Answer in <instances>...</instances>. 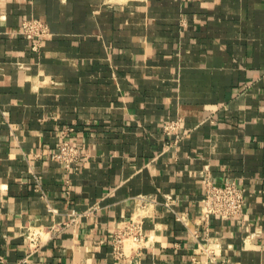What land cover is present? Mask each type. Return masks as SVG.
I'll return each instance as SVG.
<instances>
[{"label": "crops", "instance_id": "1", "mask_svg": "<svg viewBox=\"0 0 264 264\" xmlns=\"http://www.w3.org/2000/svg\"><path fill=\"white\" fill-rule=\"evenodd\" d=\"M207 179L240 216H201ZM0 264H264V0H0Z\"/></svg>", "mask_w": 264, "mask_h": 264}, {"label": "built area", "instance_id": "2", "mask_svg": "<svg viewBox=\"0 0 264 264\" xmlns=\"http://www.w3.org/2000/svg\"><path fill=\"white\" fill-rule=\"evenodd\" d=\"M20 33L31 41V49L37 50L48 34L47 25L39 19H24L20 25ZM179 120H168L162 124V132L167 137L178 139ZM72 128L61 130L57 150L51 157L60 161L66 169L75 164L79 157V148L71 142ZM244 187L237 181H224L216 184L207 179L204 193L200 200L201 216L207 218L211 215L222 219H229L241 215L244 207ZM126 239L132 242L143 240L141 218L135 214L113 232L110 243L115 257L123 256L122 244Z\"/></svg>", "mask_w": 264, "mask_h": 264}]
</instances>
